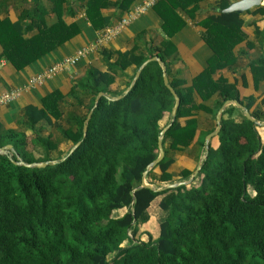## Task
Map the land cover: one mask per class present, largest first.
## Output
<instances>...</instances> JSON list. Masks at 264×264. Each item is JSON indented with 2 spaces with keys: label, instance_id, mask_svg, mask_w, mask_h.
Returning <instances> with one entry per match:
<instances>
[{
  "label": "trees",
  "instance_id": "obj_1",
  "mask_svg": "<svg viewBox=\"0 0 264 264\" xmlns=\"http://www.w3.org/2000/svg\"><path fill=\"white\" fill-rule=\"evenodd\" d=\"M49 1L51 7L46 8L42 0H31L32 7L23 9L15 22L0 19L1 56L17 70L80 33L77 22L68 24L63 18L70 0ZM81 1L94 29L102 31L114 25L102 10L114 5L124 12L133 0ZM202 1L159 0L154 9L166 35L160 44L152 41L141 47L137 42L116 59L104 48L107 70L91 66L68 94L56 89L43 97L41 105H27L22 128L6 130L0 122V149L12 145L7 153H0V264H264V142L259 125L243 109L228 106L216 135L218 145L210 143L198 175L175 188H149L142 186L144 172L159 157V137L172 121L175 96L157 60L142 68L127 93L111 88L116 76L136 65L129 87L143 63L158 56L181 99L177 117L162 140L165 157L147 174L150 184L174 182L169 170L175 155L188 148L197 134L194 110L210 112L216 119L227 100L237 99L264 121L262 108H254L256 98H242L234 85L214 77L218 70L236 64L234 49L245 37L242 14L222 12L230 0H219V12L201 22L204 39L214 51L207 68L191 87L173 77L172 37L186 24L179 11L194 18ZM51 11L57 20L49 25L46 18ZM36 28L37 34L26 37ZM251 65L257 83L264 77V54ZM100 92L104 95L84 137L85 121ZM195 93L203 101L216 93L219 98L209 107L197 103ZM165 117L169 120L162 126ZM182 117L190 118L183 123ZM47 125L58 128L62 138L72 143L56 158L51 154L60 149V140L44 134ZM206 135L199 141L201 149ZM79 141L80 146L69 154ZM30 145L41 147L43 156L37 157ZM55 159L60 161L45 167L18 163ZM191 174L184 170L182 177ZM159 196L166 214L159 236L145 232L148 240H142L141 225L150 220L149 209ZM120 209H125L124 214L115 215Z\"/></svg>",
  "mask_w": 264,
  "mask_h": 264
},
{
  "label": "crops",
  "instance_id": "obj_2",
  "mask_svg": "<svg viewBox=\"0 0 264 264\" xmlns=\"http://www.w3.org/2000/svg\"><path fill=\"white\" fill-rule=\"evenodd\" d=\"M110 1L116 3L118 0ZM145 1L133 0L130 9L124 12H121L114 5L104 8L102 12L105 16L110 17L112 24L115 25L126 17L129 12L143 5ZM235 1L238 0H230L231 3ZM42 2L46 8L51 7L49 0H42ZM218 3L219 0L202 1L194 18L190 17L185 11H179L186 24L172 37V41L176 46V54L170 60L173 77L182 80L184 87L193 85L194 78L207 68L208 62L214 54L213 49L204 39L205 28L201 22L209 15L219 12ZM31 7V0H0V19L6 18L15 22L19 19L23 9ZM65 7L64 20L68 24L77 22L80 27V33L27 67L17 70L1 56L3 46L0 44V94L14 88L22 89V94L17 100L0 105V122L6 130L22 128L27 105H41L43 97L56 89L68 94L74 85V81L81 78L89 67L93 66L103 71L107 70L101 53L102 49L106 48L115 53L114 58L116 59L119 52L127 53L133 50L137 42L141 47L152 41L155 44H160L166 36L162 29V18L154 7H150L144 13L132 18L115 36L104 40L98 48H94L85 54L70 70L56 72L48 76L42 83H33V78L65 58L76 54L78 50L94 44L104 32V30L97 31L94 29L86 15L83 1L70 0L69 4H65ZM259 8L264 9V0L261 5L242 13L245 37L234 49L237 62L233 67H225L218 70L214 77L215 79L224 78L228 83L234 85L242 98H256L254 108L261 107L264 111V105H262V100L264 99V77L256 83L251 65L253 61L264 54V12H260ZM56 20V14L51 11L46 18L47 24L51 25ZM37 33V28L33 29L26 37H31ZM135 68L136 65H130L125 70V74L116 76V81L111 86L112 90H127V83L130 77L134 75ZM195 96L197 103L203 102L207 106L213 107L215 100L219 98V93H216L208 101H203L197 93H195ZM192 117L198 120L197 134L188 148L175 155L176 160L169 170L174 174V182L186 180L182 177L184 170L192 171L190 178H193L197 167L204 160L206 137L217 124L213 115L205 110H194ZM188 118L190 117H182L180 120L185 123ZM261 126L263 125L258 126V130ZM31 132V130H27V134L30 135ZM205 133L207 135L203 150L199 141L202 140V136ZM214 139H216V136L211 139L212 143ZM187 180L189 179L187 178ZM159 197L154 200L149 209L150 220L141 229L142 240H148V235L145 232H149L154 238H157L149 227L151 222L156 219L154 213L157 212H155L154 207L156 206L155 203L160 205L162 198ZM121 210L122 212L117 216L124 214L125 209H120L119 211ZM161 213L165 212L162 211Z\"/></svg>",
  "mask_w": 264,
  "mask_h": 264
},
{
  "label": "water",
  "instance_id": "obj_3",
  "mask_svg": "<svg viewBox=\"0 0 264 264\" xmlns=\"http://www.w3.org/2000/svg\"><path fill=\"white\" fill-rule=\"evenodd\" d=\"M262 3H263V0H238V1L230 3V5L227 8L223 9L222 12H224V13L236 12V13L242 14L243 12H245V11L255 7V6H259ZM151 60H157L162 65L165 83L170 88V90L172 91V93L174 94L175 99H176L175 106H174V108L172 110V113H171L172 121L161 131V134H160V137H159V151H160L159 157L155 161H153L152 163H150L148 165L146 171L144 172V176H143V184H142V186L149 187V188H154V186L147 181V174H148V172L151 169L155 168L157 166V164L165 157V149H164L162 140H163V137H164L166 131L171 127V125L173 123V120L177 117V113H178V109H179V106H180V103H181V99H180L178 93L176 92V90L173 87H171L170 84H169V77H168V73H167L166 63L161 58H159L158 56L152 57V58L148 59L146 62L143 63V65L137 71L133 81L131 82L130 86L125 91V93H127L131 88L134 87L135 83L137 82V80H138V78H139V76L141 74L142 68ZM103 95H104V92H100L99 93V95L96 98V102H95L94 107L92 108V110L90 111V113L87 116V119H86L85 125H84V137L87 135L88 123H89V121H90V119L92 117L94 109L98 105V102H99L100 98ZM123 95L124 94L118 95V96L114 97V99H120V98L123 97ZM230 105H235V106L243 109L245 111L246 116L250 120L254 121L256 124L264 125V121H260V120L256 119L254 116H252L251 112L249 110H247L246 107L242 103H240L237 99H229V100H227L223 104V106L219 109V111L217 112V115H216L217 127L212 132H210L207 135V137H206V152H205L204 159H206L207 156H208L211 139L214 136H216L219 133V131L221 130V128H222V117H223L224 111ZM81 143H82V141H79L77 144H75L73 146V148L70 150L69 154H72L80 146ZM11 148H12V145L8 144V145H6V146H4L3 148L0 149V153H7L8 150L11 149ZM59 161L60 160L55 159V160H50V161H45V162L26 163V162L20 160V161H18V163L24 164V165H26L28 167H45V166H47L49 164H57ZM202 166H203V162H201L199 164V166L197 167L193 177L198 175V173L200 172ZM188 182L189 181H187V180L174 182V183L167 184L165 186L159 187L158 189L161 190V189H165V188H175V187L187 184Z\"/></svg>",
  "mask_w": 264,
  "mask_h": 264
},
{
  "label": "built area",
  "instance_id": "obj_4",
  "mask_svg": "<svg viewBox=\"0 0 264 264\" xmlns=\"http://www.w3.org/2000/svg\"><path fill=\"white\" fill-rule=\"evenodd\" d=\"M159 0H146L145 3L137 8H135L133 11L129 12L126 17H124L120 22L116 23L113 26L107 27L104 32L101 34V36L98 38V40L85 48H82L78 50V52L70 57L65 58L63 61L51 66L49 69L43 71L38 76L33 78V83H42L45 81V79L55 74L56 72L62 71V70H70L74 65H76L80 59L90 52L92 49L98 48L104 40H107L109 38H112L115 36L119 31H121L128 22L136 17L137 15L144 13L147 9L150 7H154V5ZM22 94L21 88H14L12 90L5 91L0 94V105L7 104L9 102H13L17 100Z\"/></svg>",
  "mask_w": 264,
  "mask_h": 264
},
{
  "label": "rangeland",
  "instance_id": "obj_5",
  "mask_svg": "<svg viewBox=\"0 0 264 264\" xmlns=\"http://www.w3.org/2000/svg\"><path fill=\"white\" fill-rule=\"evenodd\" d=\"M84 111H85V109H84ZM236 115V114H235ZM169 120V118L168 117H165L162 121H161V125L162 126H164L165 125V123L167 122ZM63 124H64V126H67V123L64 121L63 122ZM259 132H260V134H261V137H262V140H263V142H264V125L263 126H261V127H259ZM49 133H52L54 136L53 137H55L56 139H59L60 140V144H59V148L60 149H58V150H54L53 152H52V154H51V156H52V158H56V157H58L59 155H60V150H62V151H67V150H69L70 149V147H71V145H72V143L71 142H68V141H66V140H64L63 138H62V135H61V133H60V130L58 129V128H56V127H53V126H46V130L44 131V134L45 135H48ZM31 134V133H30ZM30 136H32V135H30ZM213 139V138H212ZM218 144V139H217V137H216V139H214L213 140V145H217ZM30 150H32L34 153H35V155L37 156V157H41V156H43V153H44V151H43V149L41 148V147H35V146H33V145H30ZM205 156V155H204ZM157 173H160V171H159V169H157V171H156ZM189 180H187V181H189L188 183H190V181H192L193 179H194V177L193 178H188ZM147 181L149 182V180H148V178H147ZM150 183V182H149ZM174 183V182H173ZM187 183V184H188ZM167 184H171V183H163V182H156L155 184H152L154 187H156L157 185H160L161 187L162 186H165V185H167ZM251 191V193H254V191L251 189L250 190ZM159 198H163V196H160ZM155 207H154V210H155V212H157V213H154V215L156 216V219H154L153 220V222H151V225H150V229L154 232V234H155V236H159V233H160V222L163 220V218L165 217V213H161L162 211H164V209H160V205H158V203L156 204L155 203ZM162 210V211H161ZM122 212V210L121 211H119V210H117L116 212H115V215H118V214H120ZM154 212V211H153ZM145 225L143 224V225H141V229L144 227ZM124 244H127V242H125ZM113 257V255H110V258H112Z\"/></svg>",
  "mask_w": 264,
  "mask_h": 264
}]
</instances>
